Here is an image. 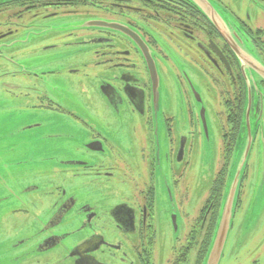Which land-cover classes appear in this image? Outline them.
I'll use <instances>...</instances> for the list:
<instances>
[{
    "label": "flooded vegetation",
    "instance_id": "flooded-vegetation-1",
    "mask_svg": "<svg viewBox=\"0 0 264 264\" xmlns=\"http://www.w3.org/2000/svg\"><path fill=\"white\" fill-rule=\"evenodd\" d=\"M208 1L226 26L231 44L189 0H0V58L6 54L0 59V77L5 76L0 95L5 97L6 110L21 120L18 130H11L16 140L7 158L74 159L62 160L53 172V177L69 183V194L57 185L53 207L37 217L39 223L55 227L73 210V225L86 231L77 236L71 233L77 239L71 250L72 264H159L163 255L154 247L160 238L158 228L163 227L177 243L167 263L191 264L188 247L198 243V255L204 251L220 214L237 148L243 142L247 161L237 208L253 166L264 181V0ZM40 35L60 36L64 41L45 46V40L37 39ZM36 43L43 45L41 53L23 54L22 50ZM62 47L70 49L67 56L88 53L87 60H81V65L48 55ZM146 55L153 60L149 61L151 69ZM38 56L44 58L36 61L51 60H30ZM82 67L93 80L88 81L89 89L100 106H83L71 98L72 93L82 91L80 81L76 87L71 85L77 78L73 74ZM60 76L65 82H60ZM169 80L181 100L179 130H174L175 118L164 107L171 101ZM218 95L229 109L223 112L225 120L220 113L221 137L227 138L225 164L220 170L221 142L220 160L209 176V196L191 218L189 195L182 183L187 176L188 151L203 133L205 141H210L209 124L214 129L218 125L210 110L218 105L209 104L207 98ZM64 139L69 140L72 155L61 152ZM46 141L53 153L44 151ZM133 144L138 147L136 153ZM205 147L212 149L208 144ZM206 161L201 181L209 175ZM26 175L28 180L40 177L38 171ZM77 178L95 193L121 180L132 195L114 192L121 197L117 203H108L114 193L93 199V194L78 193L84 187L72 183ZM32 185L28 193L41 188ZM10 194L0 203L26 205L24 191L11 200ZM100 223H111L113 236L97 231ZM180 223L186 228L184 237H178ZM63 239H51L45 249ZM126 242L130 253L123 248ZM198 260L197 256L193 264Z\"/></svg>",
    "mask_w": 264,
    "mask_h": 264
},
{
    "label": "rangeland",
    "instance_id": "rangeland-1",
    "mask_svg": "<svg viewBox=\"0 0 264 264\" xmlns=\"http://www.w3.org/2000/svg\"><path fill=\"white\" fill-rule=\"evenodd\" d=\"M37 39L39 41H41V39L45 40V46L53 43H62L64 41L62 37L55 35H40ZM70 39L72 38L70 37L67 39V41ZM42 47V44L36 43L33 47L22 51L24 55L30 56L34 53H41ZM64 48L65 47L58 48L62 50H54L48 55L51 58L58 57L59 55V58L66 60L67 63L78 62L81 65H83L81 60H87L86 55L88 53L85 54V52H77L67 56L66 53H68V50L70 49ZM20 53L21 51H18L14 52L13 54L14 56H17ZM5 55L6 54H4L0 59L4 60ZM41 58L44 57H33L30 60L36 61V59ZM49 60L51 59L36 61V63H43ZM84 70L85 67H82V70L79 73L73 74V78H77L72 79L74 80V83H71V85L76 87L78 84H81L82 91L80 90V93L76 94L72 93L71 98L74 102H79V104L83 106H86L87 103L89 106H100L99 102L94 101L93 97L96 94L93 92L92 87L91 91L89 89L88 81H91L92 79L86 75L88 72H85ZM0 81H5V76L0 77ZM78 81H80V83H78ZM60 82H65V77L60 76ZM169 82H171L169 85L172 90L171 101L168 105H164V107L166 108V112H168V116L175 118L173 125L174 130H179L182 127L178 121L181 100L180 96H178L176 93V86L175 90L172 85L173 80H169ZM4 98L5 97L3 95H0V199H4V197H6L10 191L11 194L9 200L17 197L15 196L17 192L24 191L25 195L23 200L24 204L26 205L19 206L10 202L7 204H5V202L0 203V264H72L70 261L73 260L71 257V250L77 239L73 237L71 233L75 232V235L77 236L79 233L86 231V229H78V225H73V210L65 217V220L62 224H59L55 227H48L46 224L39 223L37 221V217L48 213V211H50V209L53 207V202L57 197V185H62L65 187L69 194V183L53 177V172L56 168L61 167L59 163L62 160L72 161L74 159H57V162H52L46 161L45 159L7 158L10 156L9 150L11 147L15 146L16 140L15 137L12 138L10 136L11 130H18L17 125L21 123V120L16 119L15 112L6 110ZM207 99L209 100V104L218 105L210 110V114L213 119H218H215L218 122V125L214 129L209 124V142L205 141V134L203 133L200 139H195L194 145L191 147L192 149L188 151L189 165L187 166V176L182 181V183L185 185L186 191L189 195L188 213L191 218L196 215L198 207H201L209 196V176L215 170V162L220 160L218 159V150L221 142V160L219 165L220 170L223 169L225 164L224 159L222 158L224 148L227 146V138L222 139L221 137L223 133L220 113L224 116L223 120H225L226 116L223 114V112L225 110L229 111V109L225 108V105L223 104V97H220L219 95L215 96L214 99L213 97ZM219 99H221V105L219 104ZM66 106L68 107V105ZM110 122L109 124H111ZM228 131L229 128L225 126V132L227 133ZM115 144L114 145L120 149V151L123 150L119 144H117V142ZM205 144L211 146L212 149L208 150V148L205 147ZM45 145L48 148L44 149V151L47 153H53V148H51V145H48V143ZM60 145L61 148L64 149V151L61 152L72 155L70 152L71 144L69 143L68 139L62 140ZM137 151V145L133 144V152L136 153ZM226 151H228V148H226ZM204 159H207L210 164V167H207V172L209 175H207V178H203L201 181ZM36 171H38L40 177L38 179L28 180V176L26 174ZM257 173L258 168L253 166L250 178L245 180L242 186L241 206L237 208L239 200L238 197L231 230L229 232L226 248L224 250V255L220 264H264V181L262 176L258 175L257 177ZM18 175H20V177L15 179ZM195 176L197 177V180ZM74 182L84 187L78 190L79 194H93V196L90 197L93 199H101V196L105 197L109 194H113L114 192L124 193L122 194L123 196L132 195L129 188H124L121 180L111 181L110 187L104 191L99 190V193L92 192L91 188L85 186V182L81 178H77L72 181V183ZM32 184H39L41 186L39 191L37 190L28 193L26 189L29 186H33ZM118 193L109 195L110 199L108 200V203L119 202L121 197ZM51 217L52 214L48 216V219H51ZM98 228L100 229H97V231H101L102 233L105 232L108 237L113 236V233H115V228L113 225H111V223H107L106 225L100 223ZM158 230L160 233V238L159 241L155 243L154 250L158 252L159 256L163 255V260L161 263L159 262V264H169L167 261L172 258L173 248L177 246V243L172 241L171 233L168 228L163 227L162 229L158 228ZM52 231L54 233L53 235H50ZM185 234L186 228L182 223H180L178 237H184ZM62 236L64 239L61 243L52 246L49 249H45V245L48 241ZM129 244V242H126L123 247L128 253L131 252ZM187 251L192 260L191 264L195 263L197 256L199 259L198 243L189 245ZM125 264L130 263L127 262Z\"/></svg>",
    "mask_w": 264,
    "mask_h": 264
},
{
    "label": "water",
    "instance_id": "water-1",
    "mask_svg": "<svg viewBox=\"0 0 264 264\" xmlns=\"http://www.w3.org/2000/svg\"><path fill=\"white\" fill-rule=\"evenodd\" d=\"M189 1L195 4L207 17H209L214 22L217 29L220 31L221 34H223V36H226V40H227V35H228L227 28L225 25L221 24L218 21V16L214 12L212 7L209 6L210 5L209 1L208 0H189ZM98 26L101 27L103 25L99 24ZM118 28L125 31V28L121 26H119ZM126 34L130 36L137 44H139L135 36L128 33ZM227 41L229 44H231L229 39ZM140 47L142 51H144L145 54H147L146 48L143 45H140ZM146 59L150 67L149 61L152 62L153 60L150 56L147 55H146ZM47 143L48 141L45 142V144ZM246 156L247 154H245V142H243L237 148L235 159L233 160V164L231 166L225 192L223 195L219 219L209 249L206 253V256L202 264L221 263L222 257L224 255V250L226 248L229 232L231 230L232 221L235 213V207L239 197V192L243 177L242 174L247 161Z\"/></svg>",
    "mask_w": 264,
    "mask_h": 264
},
{
    "label": "trees",
    "instance_id": "trees-1",
    "mask_svg": "<svg viewBox=\"0 0 264 264\" xmlns=\"http://www.w3.org/2000/svg\"><path fill=\"white\" fill-rule=\"evenodd\" d=\"M222 200H223V196H222ZM221 205H222V201H221ZM219 215H218V218H216V221H215V223L212 226L211 234H209V236H208V238L206 240L205 247H204V251H201L200 252L199 260H198L197 264H202L203 263V260H204V258L206 256V253H207L208 249H209V246H210L212 237L214 235V230L216 228V225H217V222H218V219H219ZM189 250H190V248H189Z\"/></svg>",
    "mask_w": 264,
    "mask_h": 264
}]
</instances>
